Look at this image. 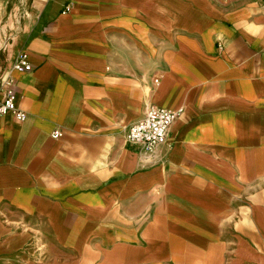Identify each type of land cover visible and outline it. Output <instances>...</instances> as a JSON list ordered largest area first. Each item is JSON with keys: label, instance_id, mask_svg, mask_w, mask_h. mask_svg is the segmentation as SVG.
Returning <instances> with one entry per match:
<instances>
[{"label": "crops", "instance_id": "crops-1", "mask_svg": "<svg viewBox=\"0 0 264 264\" xmlns=\"http://www.w3.org/2000/svg\"><path fill=\"white\" fill-rule=\"evenodd\" d=\"M0 1L1 78L33 66L0 113V264H264L262 2ZM150 103L179 111L155 156L126 140Z\"/></svg>", "mask_w": 264, "mask_h": 264}, {"label": "built area", "instance_id": "built-area-1", "mask_svg": "<svg viewBox=\"0 0 264 264\" xmlns=\"http://www.w3.org/2000/svg\"><path fill=\"white\" fill-rule=\"evenodd\" d=\"M262 2L264 0H254ZM70 8L68 7L67 10ZM33 69L30 62V54L27 50H19L12 68L5 78L0 81V94L3 98L0 100V113L11 110L19 121H24L26 112L19 109L15 104L16 79L13 72H28ZM159 77L155 78L158 82ZM179 115V111L150 103L145 108L142 118L132 123L126 135V140L130 143L139 145L142 151L148 156L157 155V148L164 143L170 132L171 125ZM53 137L60 138L64 135V130L60 127L52 132Z\"/></svg>", "mask_w": 264, "mask_h": 264}, {"label": "rangeland", "instance_id": "rangeland-1", "mask_svg": "<svg viewBox=\"0 0 264 264\" xmlns=\"http://www.w3.org/2000/svg\"><path fill=\"white\" fill-rule=\"evenodd\" d=\"M1 8H2V2L0 1V31H2V27L5 24V20H3L1 23V19L3 17L2 13H1V10H2ZM4 66H5V53L3 50H1V54H0V81H1V75H3L4 70H5Z\"/></svg>", "mask_w": 264, "mask_h": 264}]
</instances>
